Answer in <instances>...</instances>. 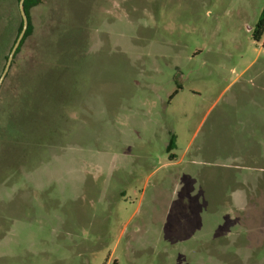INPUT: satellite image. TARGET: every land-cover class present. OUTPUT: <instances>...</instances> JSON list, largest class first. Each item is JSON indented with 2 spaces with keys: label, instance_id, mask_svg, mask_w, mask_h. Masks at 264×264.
<instances>
[{
  "label": "rangeland",
  "instance_id": "1",
  "mask_svg": "<svg viewBox=\"0 0 264 264\" xmlns=\"http://www.w3.org/2000/svg\"><path fill=\"white\" fill-rule=\"evenodd\" d=\"M263 7H34L0 88V264H264ZM21 17L0 0V76Z\"/></svg>",
  "mask_w": 264,
  "mask_h": 264
},
{
  "label": "trees",
  "instance_id": "2",
  "mask_svg": "<svg viewBox=\"0 0 264 264\" xmlns=\"http://www.w3.org/2000/svg\"><path fill=\"white\" fill-rule=\"evenodd\" d=\"M17 1L19 2L20 0H17ZM41 3H42V0H25V10H26V13H27L28 18H29V26H28V29L25 33L24 38L21 41L19 48L17 49V52H16L15 57H14V61L16 59V56L21 52V50H22L23 46L25 45L26 41L28 40V38L33 33L34 26H33L32 19H31V10ZM22 27H23V18L21 17L16 37H15V39H14V41H13V43L9 49L10 51H11L18 35L20 34ZM253 36H254L255 40H257V41L264 39V7H263V10L261 12L260 18L256 24V27L253 31ZM263 45H264V43H263ZM5 59H8V56H6ZM14 61H13V63H14ZM175 93H177V92H175ZM175 147H176V139H175V135H172V137L169 141V144L167 146V150L172 151L173 149H175ZM175 158H176V155L173 152H171L170 159L174 160Z\"/></svg>",
  "mask_w": 264,
  "mask_h": 264
},
{
  "label": "water",
  "instance_id": "3",
  "mask_svg": "<svg viewBox=\"0 0 264 264\" xmlns=\"http://www.w3.org/2000/svg\"><path fill=\"white\" fill-rule=\"evenodd\" d=\"M19 8H20V13H21V16L23 18V27H22V30L20 32V34L18 35L11 51H10V54L8 56V59H7V62H6V65H5V68L0 76V88L11 68V65H12V62H13V59L15 57V54L17 52V49L19 48L20 44H21V41L22 39L24 38L25 36V33L28 29V26H29V18H28V15L26 13V10H25V0H20L19 1Z\"/></svg>",
  "mask_w": 264,
  "mask_h": 264
}]
</instances>
